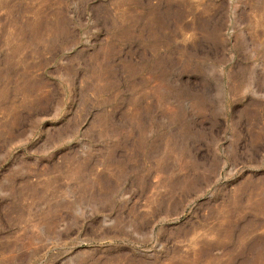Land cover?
I'll list each match as a JSON object with an SVG mask.
<instances>
[{"label":"rangeland","instance_id":"1","mask_svg":"<svg viewBox=\"0 0 264 264\" xmlns=\"http://www.w3.org/2000/svg\"><path fill=\"white\" fill-rule=\"evenodd\" d=\"M0 264H264V0H0Z\"/></svg>","mask_w":264,"mask_h":264}]
</instances>
